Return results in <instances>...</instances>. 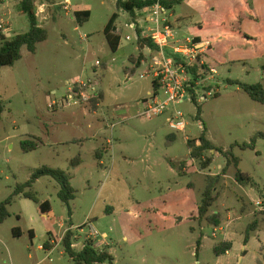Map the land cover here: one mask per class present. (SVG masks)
I'll return each instance as SVG.
<instances>
[{"label":"rangeland","instance_id":"374dc122","mask_svg":"<svg viewBox=\"0 0 264 264\" xmlns=\"http://www.w3.org/2000/svg\"><path fill=\"white\" fill-rule=\"evenodd\" d=\"M21 1L0 0V31L7 30L2 33L8 39L30 31ZM34 5L48 39L35 54L23 47L22 58L1 70L0 203L43 167L63 171L76 197L68 207L51 177L41 178L32 189L39 203L15 197L9 217L0 224V264H74L61 245L68 230L77 252L92 239L97 251L114 257V264H264V201L237 182L235 166H227L221 153L192 159L188 148L204 132L217 148L240 159L239 169L264 194V139L258 138L254 149L241 148L264 133V105L228 83L264 86V0H180L168 11L173 15L172 21L167 16L169 23H181L182 40L204 29L202 40L211 45L207 59L219 75L212 82L206 78L194 102L171 107L152 120L141 116L144 100L154 97L152 56L138 44L140 24L134 26L117 0H70L67 8L64 0H35ZM78 10L90 11L83 23L75 16ZM114 14V33L121 38L115 53L104 34ZM141 15L144 22L146 13ZM141 55L144 60L137 66L134 61ZM207 85L219 96L199 102ZM72 91L84 92L88 100L69 105ZM159 94L161 100L167 98L163 90ZM175 110L185 115V132L169 128ZM28 142L37 148L26 151ZM210 157L211 166L203 169ZM76 158L81 163L73 167ZM217 177V199L199 220L203 194ZM46 201L51 212L44 215L40 204ZM254 223L256 230L250 232ZM49 240L58 245L43 250ZM227 244L230 253L218 255L216 249Z\"/></svg>","mask_w":264,"mask_h":264},{"label":"trees","instance_id":"16d2710c","mask_svg":"<svg viewBox=\"0 0 264 264\" xmlns=\"http://www.w3.org/2000/svg\"><path fill=\"white\" fill-rule=\"evenodd\" d=\"M35 0H22L20 3L21 12L25 14L30 22V31L25 34H20L14 37L13 39H8L5 35L0 31V77L1 70L5 67H12L18 62L21 58V50L23 47H27L30 53L35 54L38 49V45L40 43L45 42L48 39L47 30L40 27L38 23L37 17V8L34 5ZM157 2H160L162 7L165 9L166 13L173 9V7L180 2V0H117V7L119 10H123L124 12L130 14L132 19L136 21L137 14L140 12H147L153 5ZM75 16L79 23H83V19H88L90 17V11H76ZM118 19V14H114L110 19L107 27L105 28L104 34L106 36L107 43L112 52H117L120 44L121 38L120 36L114 33L116 20ZM167 23L168 20H167ZM174 26L173 23H169ZM175 27V26H174ZM137 40L140 47H149L155 49L151 38L145 37L143 35V31L137 29ZM198 42L197 39H195ZM144 60L143 55L139 57L138 60L134 61L137 66H139ZM194 75H197V68L192 69ZM197 80V77H195ZM229 84L236 85L241 88L252 100L255 102L261 103L264 105V86L262 84H243L239 81L228 80ZM154 87V95H156L158 91V86L155 82H153ZM211 88V87H210ZM210 90V89H209ZM219 94L216 93V97ZM194 100L195 95L193 94ZM5 111L4 101L0 95V122L2 121V115ZM201 109L198 107V119H200ZM258 138L264 139V133L260 132L255 135L251 141V144L241 145L242 149L251 148L254 149V145ZM197 141L201 142L200 146H197ZM30 143V142H28ZM27 144V143H26ZM24 144V146L26 145ZM38 144L36 142H31L30 147H25L27 150H35ZM188 148L191 150V158L198 159L203 156L205 152L215 151L216 153H221L227 160V166L234 165L236 168V179L237 182L243 187H250L253 190H256L261 198V201H264V194L260 189V185L251 178L248 174H245L239 169L240 159L237 158L232 151H225L223 149L217 148L210 140L207 139L205 133L203 132L197 139L191 140L188 142ZM104 152V151H103ZM102 150L97 152V157L100 158L102 155ZM213 158L210 157L202 164L203 169H207L211 166ZM81 161L79 158H76L72 161V166L80 165ZM226 168L224 169V173ZM43 177H51L53 178L59 185L60 190L58 196L62 202H64L68 207L70 206V202L73 201L76 197V191L73 189L70 178L59 169H52L48 167H43L41 169L36 170L31 178L24 184L18 185L14 193L11 197H9L6 201L0 203V224L4 223L9 217L8 207L12 204L15 197L22 196L25 199L34 201L35 203H39L38 198L33 193L32 189L35 183ZM218 181V177L216 179H211L206 191L203 194V201L200 205L199 212V220L204 219L208 214L210 208L216 201L217 197L214 195L215 187L214 183ZM41 212L46 215L51 212V204L49 201L40 204ZM71 213V211H70ZM257 223H254L250 226L249 231L256 230ZM16 235H19L20 232L16 231ZM31 238H34V232H30ZM74 233L71 230L66 231L61 245L64 247L67 255L72 259L74 264H114V257L108 251H97L95 249V241L89 239L86 241L83 249L77 252L74 249ZM250 236L247 234L245 238V246L249 243ZM201 245V240L198 242V247ZM223 245L216 249V253L218 255H223L229 251L231 245L227 244L224 249H222ZM43 248L45 250H51L52 244L51 241H47ZM222 249V250H220Z\"/></svg>","mask_w":264,"mask_h":264},{"label":"built area","instance_id":"2783aa9c","mask_svg":"<svg viewBox=\"0 0 264 264\" xmlns=\"http://www.w3.org/2000/svg\"><path fill=\"white\" fill-rule=\"evenodd\" d=\"M64 4L67 8L70 5V0H64ZM39 10L41 9L39 8ZM166 15L167 13L160 2L147 10L148 37L151 38L155 46V49L148 48L152 56L149 75L158 86L156 95L147 102L145 110L141 113V116L147 120L166 114L171 110V107L189 101L194 102L193 94L197 97V88L205 86L206 78L209 77L212 82L217 75V70L208 66L206 62L208 48L192 38L182 40L178 30L167 23ZM1 32L7 33V30ZM194 68H197L196 76L192 71ZM207 88L210 90L204 91L203 95L199 97V102L207 101L208 97H212L217 92L211 85H207ZM159 90H163L167 95L165 100L160 99ZM68 97L69 105H78L82 101L88 100L84 92L72 91ZM172 112L168 123L169 128L172 131L185 132L188 125L185 115L176 110ZM199 129L202 132L205 131L204 124H199ZM200 145L201 142L197 141V146ZM86 225L89 226L91 235L97 238L99 234L91 221H88Z\"/></svg>","mask_w":264,"mask_h":264},{"label":"crops","instance_id":"0c3cea01","mask_svg":"<svg viewBox=\"0 0 264 264\" xmlns=\"http://www.w3.org/2000/svg\"><path fill=\"white\" fill-rule=\"evenodd\" d=\"M174 8V7H173ZM78 11H83V10H78ZM141 13H144V15H145V13H146V16H145V21L143 22L141 19H142V15H141ZM167 16H169V18H170V20L172 21V17H173V15L172 14H170L169 12H167V15H166V18H167ZM148 19H147V12H140V13H138L137 14V19H136V21H134V23H138V24H140V28L143 30V29H145V27L144 26H147L146 28H149V25L147 24L148 22ZM173 24H174V26H175V28L178 30V32L181 30V23H178V22H173ZM148 30V29H147ZM115 31H116V27H115ZM114 31V32H115ZM137 31V30H136ZM203 31H204V29L203 28H199L198 30H196V33H194V35H193V37H191L192 39H197L198 40V42L201 44V45H203V46H206L207 48H208V50L211 48V45L210 44H208L207 42H204L203 40H202V33H203ZM143 33H145V31H143ZM137 34V33H136ZM245 39H247V40H251L252 38L251 37H249V36H245ZM147 50H148V47H145ZM208 52V51H207ZM206 62H207V64H208V66H210V67H212V68H215L216 70H217V67L215 66V64H213L212 62H210L208 59H207V53H206ZM217 75H219V73H218V70H217ZM216 75V76H217ZM218 78V77H217ZM217 82V81H216ZM213 83L214 84H216V85H218L219 83H215V81H213ZM147 102H149L148 100H144V104H145V107H146V105H147ZM100 164L102 165L103 164V161H102V159H103V154L100 156ZM103 236L104 237H107V234H103ZM202 242V241H201ZM51 244H52V249L55 247V245H58V243H57V240H52L51 241ZM40 248H42V247H40ZM74 248H75V246H74ZM200 248V247H199ZM52 249L51 250H47V251H52ZM43 250H45L44 248H43ZM228 254L230 253V252H227ZM36 264H39V263H36Z\"/></svg>","mask_w":264,"mask_h":264}]
</instances>
